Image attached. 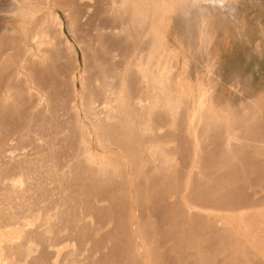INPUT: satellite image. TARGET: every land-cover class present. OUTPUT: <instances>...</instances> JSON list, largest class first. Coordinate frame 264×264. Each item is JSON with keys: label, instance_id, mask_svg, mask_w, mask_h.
<instances>
[{"label": "rangeland", "instance_id": "rangeland-1", "mask_svg": "<svg viewBox=\"0 0 264 264\" xmlns=\"http://www.w3.org/2000/svg\"><path fill=\"white\" fill-rule=\"evenodd\" d=\"M116 1L110 4L115 7L112 12L108 4L113 0H6L19 12L24 10L22 7L28 8L29 14L17 11L18 16L4 0L0 4V26L8 27L13 42L12 48L0 55L1 68L21 59L17 48L36 32L40 26L37 18L51 28L53 13L59 12L66 19L67 3H76V7L90 3L91 14L98 10L101 17L105 12L101 19L105 16L108 22L118 25V31L123 28V34H132L129 37L135 43L139 41V50L146 52L153 39L155 47L162 44L158 50L156 47V62L158 72L168 74L167 89L157 82L160 85L156 92H142L137 84L135 101L125 97L118 105L125 109L120 107L109 117L108 125L116 128L118 122L117 130L108 126L101 146L92 141L84 151L75 150L74 156L69 155L67 147L49 146L48 136L19 126L17 120L12 126L0 124V152L5 157L0 153V264H192L204 249L213 264H248L253 255L264 264V0H134L137 6ZM116 6L122 11L118 14L122 22L117 19L120 10ZM108 12L116 14L111 15L113 19L107 17ZM91 14L84 16L85 22ZM130 25L127 32L125 27ZM162 55L168 66L172 65L168 70ZM160 60H164L161 65ZM5 91L4 82L0 83V115L11 114L2 101ZM142 95L150 99L146 102ZM126 109L130 111L126 113ZM13 114L22 115V111ZM12 143L21 144L22 150L29 152V160L33 159L20 167L9 164L15 153ZM88 151L95 160L91 166L81 159ZM16 165L19 168L15 169ZM20 183L23 189L18 190ZM155 200L166 202L168 207H174L175 202L174 210L193 221L187 226L177 220L175 213L158 219ZM147 201L153 202L150 205ZM144 219L149 220V227ZM150 224L153 227L149 230ZM180 227L184 232L178 231ZM203 233L207 234L206 240ZM179 237L204 245L182 248ZM241 237L246 240L242 242Z\"/></svg>", "mask_w": 264, "mask_h": 264}, {"label": "bare ground", "instance_id": "bare-ground-1", "mask_svg": "<svg viewBox=\"0 0 264 264\" xmlns=\"http://www.w3.org/2000/svg\"><path fill=\"white\" fill-rule=\"evenodd\" d=\"M2 1L3 0H0V4L2 3ZM67 1H69V0H67ZM114 1L115 0H113V3L111 2L108 5L110 6V4H114ZM117 1H119V0H117ZM122 1L123 0H121L120 2L122 3ZM126 1H127V3H126ZM133 1L134 0L129 2L128 0H125L123 4L125 5V3L128 4V3H131ZM4 2H6V0H4ZM134 2H133V4L135 5V3H137V2H135V3ZM6 3H7V5H9L10 11L12 13L15 12V14L18 16L17 11L19 12V10H16L18 8H16L13 5L10 6L11 3H9V2H6ZM55 3H57V2H55ZM79 3H80V1H79ZM101 3L103 4V2H101ZM89 4L90 3H88L87 5H84L83 7H80V5L78 4V6L76 7V3L72 4V5L67 3L66 4L67 7L64 10V16L66 19H64L59 12L53 13L50 17V18H52L50 20H53V22H51L49 20L52 23L51 28H47L46 25L43 24V22H41V20H42L41 17L37 18L38 21H40L39 22L40 26L36 27V32L32 36H28L25 38L24 41L20 42L19 46L17 48L21 52V59L15 60L14 64L10 63L6 69L0 67V72L1 73L4 72V73H2V75L0 74V83L2 84L4 82L5 88L7 90L3 93V96H2L3 100L2 99L1 100L3 101V103H5V105H7L6 108L11 113V114H8V113L6 114V112H4V110L6 109L5 108L3 110L4 114L0 115V124H3L6 122L7 124L11 125L13 123L16 124L19 121V126L30 127V129H34L36 131L35 133H37V131H38L40 134H45L46 136H48L49 137V139H48L49 146H51V147L59 146V148L60 147H64V148L67 147L69 149V155H71V156L75 155L74 154L75 150L76 151H79V150L82 151L85 148V146H86V148H88L89 146H87V144L88 145L91 144L92 141H94L96 145H99V146L102 145V141H103L102 135L104 132H107V129H110V128H108V126L110 125V122L108 121V120H110L109 117L111 116L112 113L113 114L116 113L117 109L120 110L121 108H124L123 105L120 106L121 108L118 105L123 104V102H124L123 100H125V97L127 100H129L130 98L133 99L135 97L136 90L137 91L139 90V89H137V84H139L138 87L142 90V92L143 91L147 92L151 89L153 91H155L156 88H159L158 86L160 84L162 85V86L160 85V88L161 87H162V89L168 88V87H166L168 85V84L166 85V82L168 80L166 75L168 76V74L164 73V71L158 72V67H157L158 64L156 62L157 61L156 56L158 57V55H159L156 52H157L158 48L160 47V45H162V44H159V47L156 46L157 47V50H156L155 40L153 39L152 42L148 43V50L146 52L144 50H139V44H137V42L139 43V41H137L136 43L133 42L132 40L134 38H132L133 37L132 34H131L132 39H130L129 36H131V35L128 34L129 36H127V35L123 34L124 32L122 33V29H123L121 27L122 25H120V28H122L121 32H120V31H118V25L116 26V24L114 25L113 23L108 22L106 19H104V18H106L105 16L103 19H101V17L103 16V13H105V12H103L101 14V17H100V13H98V10H96L97 14H95V13H94V15L91 14V11L88 10V7L90 6ZM123 4L121 7H123ZM133 4L130 5V7L133 8ZM51 5H53V4H51ZM51 5L49 7H51ZM96 5H98V4H96ZM96 5H93V7ZM2 6H3V4H2ZM24 6H25V4H24ZM53 6H55V5H53ZM62 6H64V5H62ZM102 6H103V8L105 7L104 5H102ZM109 6L106 5V7L110 8L111 6L110 7ZM127 6L129 7V5H127ZM127 6L125 8H127ZM135 6H137V4ZM189 6H191V5H189ZM98 7H99V5H98ZM98 7H96V8L98 9ZM22 8H24V10L20 11L21 13L24 11L23 13L27 12L29 14L28 8H26V7H22ZM25 8L27 9V11H25ZM96 8H94V9H96ZM111 8L113 9L112 12H115L114 11L115 7L114 8L111 7ZM104 9L106 10V8H104ZM104 9H103V11H105ZM116 9L120 10L118 7ZM91 10H93V8ZM124 11L126 12V10H124ZM93 12H95V11H93ZM109 12H111L110 9H109ZM109 12H108V15L105 14V15H107V17L109 15L110 16L112 15V14H109ZM120 12H122V11L120 10L117 13V16H119V18L117 17L118 20L120 19V15H118ZM146 12L148 13V11H146ZM30 14H32V13H30ZM88 14H91L92 16L90 15L88 17L89 20L87 22H85V19H83V18H84V16H87ZM120 14H122V13H120ZM148 14H151V13L149 12ZM148 14H147V16H148ZM113 15H116V14H113ZM125 15H127V14H125ZM130 15H131V13H130ZM20 16H21V14H20ZM16 18H18V17H16ZM22 18H24V17H22ZM48 19H47V21H48ZM112 19H113V17H112ZM65 20L67 23L65 22ZM127 20H128V18H127ZM112 21L113 20H111V22ZM119 21H121V19ZM23 22H25V21H23ZM44 22H45V20H44ZM151 25L149 24V27H152ZM128 27H131V25L125 27V29H127ZM7 29H8V27L0 26V30H1V34H0V55L3 52H5L6 50L11 49L12 45H13L11 37L7 34V32H9V30H7ZM11 29H12V27H11ZM147 29H148V27H147ZM128 30H129V28L127 29V32H128ZM149 30H150V28H149ZM123 31H125V30H123ZM130 31H132V30H130ZM134 31H135V29H134ZM13 32H15V31H12V33ZM12 33L10 35H12ZM135 33H138V32H135ZM135 33H134V35H135ZM151 34L152 33H150V35ZM137 36H139V34ZM141 36H142V33H141ZM13 37H15V36H13ZM127 37L129 39H126ZM144 37H147V35L145 36V34H144ZM148 38H149V36H148ZM136 40H139V39L136 38ZM140 40L142 41V38ZM143 42H144V40H143ZM16 43H17V41H16ZM161 43H163V42H161ZM140 47H141V45H140ZM170 48H171V46H170ZM161 49L163 50V47H161ZM161 49H160V51H162ZM169 50L170 49H168V51ZM163 52L166 53L165 49L163 50ZM12 54H13V51H12ZM169 54H167V56ZM173 54H172V56H173ZM10 56H11V54H10ZM163 57H164L163 55L160 57L161 60L162 59L165 60L166 56L164 58ZM161 60L158 61V63H160V65L162 64L161 62L164 61V60L163 61H161ZM166 62H168V61L165 60L164 65L167 64ZM166 66H167V70L170 67H172V65L171 66L169 65L170 66L169 67L168 64ZM163 68H165V67H163ZM1 76H3V77L1 78ZM169 80H171V79H169ZM157 82H159L160 84L157 85L156 84ZM163 86H164V88H163ZM158 91H160V89L157 90V92ZM170 91H169V93H170ZM162 92H165L168 95V92H166V90H164V91L162 90ZM162 92L160 93V95L161 94L164 95V93H162ZM143 95L140 97H145ZM167 95L164 96V98L166 100H167V98H166ZM147 96L142 100L147 102V99H150ZM132 99H130V101ZM134 101H135V98H134ZM126 103H129V102L126 101ZM125 106H128V105H125ZM132 106H133V104H132ZM140 106H142V105H140ZM129 107H130V105H129ZM139 109H138V111L141 110V109L140 110ZM15 111H22V115H17L18 114L17 112H16L17 113L16 115L13 114V113H15ZM129 111H130V109H129ZM131 111H136V113H138L137 110H135V109L132 110V108H131ZM208 111H210V110H208ZM125 112L128 113L127 109ZM134 114H135V112H134ZM131 115H133V113ZM64 116H66V118H64ZM211 116H212V114H211ZM211 116H210V118H211ZM115 117H113V118H115V119L118 118L117 114H115ZM218 117H216V118H218ZM62 118L64 120H62ZM212 118H215V117L213 116ZM5 119H7V121ZM16 120H17V122H16ZM111 120H113V119L111 118ZM214 120H217V119H214ZM218 120L221 121L220 118H218ZM217 122L219 125V121H217ZM217 122L214 121V123H216V124H217ZM26 123H27V125H26ZM29 123H31V124H29ZM116 125H117L116 128H118V122H116ZM109 127L113 128V125H111ZM1 128L2 127H0V129ZM114 128H115V126H114ZM116 128H115V130H117ZM122 128H123V126H122ZM116 132L118 133V131H116ZM114 133H112V134H114ZM93 135H94V137H93ZM125 136H126V134H124L122 131V137H125ZM0 137H2V136H0ZM3 137H6V136L3 135ZM117 141H120V139ZM122 141H125V139L123 138ZM230 142H232V141H230ZM224 143H226V142H224ZM12 144H14V143H12ZM12 144H10V145L12 146ZM235 144H237V143H235ZM20 145L21 144L15 145V147H13V150L15 151V153L13 155H11L9 158L11 162L8 161L9 164H11V163L18 164L19 167H20V165H25L27 162H29L30 160L33 159L32 158L29 160V157H28L29 152H28V154L26 152H24L22 150L23 147ZM23 146H25V145H23ZM127 146H128V144H127ZM221 147H222V145H221ZM123 148H124V145H123ZM126 149H127V147H126ZM226 149H227V146H226ZM230 149H231V146H230ZM43 150H44V148H43ZM3 151H4V149H3ZM29 151H31V150H29ZM227 151L229 153L230 151H232V149L230 151L228 149ZM78 153H80V152H78ZM6 154H7V152H5V155ZM11 154H12V151H11ZM76 154H77V152H76ZM3 155L1 153L2 157H4ZM33 155H35V153ZM227 155H231V154H227ZM80 157H81V154H80ZM7 158H8V156H7ZM81 159L83 160V161L82 160L81 161L84 162L85 164H87V166H89L91 162H95L93 155H90L89 151H88V154L84 153L82 155ZM100 159L102 160V158H100ZM97 162H99V161L97 160ZM100 162H102V161H100ZM3 163L5 164V162H3ZM99 163H98V166L101 164V163L100 164ZM1 165H2V161H1ZM18 165H16L17 167L15 169L19 168ZM91 165H93V164H91ZM236 165H238V164H236ZM241 167H242V165H241ZM10 168H11V166H10ZM8 170H10V169H8ZM11 171L13 172V168H11ZM15 171H14V173H15ZM19 172L22 173L20 175H24V172H22L21 170ZM96 173H97V171H96ZM104 174H106V173H104ZM199 176H201V174H199ZM19 178H21V177L19 176ZM89 178H90V176H89ZM81 181H82V179H81ZM14 182L15 181H13V183ZM20 182H23V180H20ZM14 184H12V185H14ZM14 186L17 187V185H14ZM20 186H21V183H20L19 187H17L18 190H19V188L23 189V187L22 186L20 187ZM12 188H14V187H12ZM14 190H15V188H14ZM18 190H17V192H18ZM251 195H253V194H251ZM144 196L147 197L148 195L147 196L144 195ZM163 196L161 198L166 197V196H164V197ZM254 196L255 195H253V198H254ZM138 197H140V196L138 195L137 198ZM255 198H258L257 194H256ZM157 199H159V198L156 197V200ZM156 200L154 202L152 201L153 203H155V208L157 209V212H154L156 217L157 216H159V217L163 216L165 219H167L169 216H171L170 214L175 213L177 220L181 223H184V224L187 223L188 224L187 226H189V223L191 224V222L193 221V219L189 218L188 216H187L188 219L184 218L183 217L184 215H182L181 211H179V210L176 211L177 209L174 210L175 209L174 207L177 206V204H175V202H174V207L172 205H171V207H168L169 205L166 206L165 200H164L165 203H163V202L161 203L160 201H156ZM238 200H241V199H238ZM148 202L149 201H147V204H148ZM150 202H149V204L151 205L152 202L151 203ZM259 202H258V206H259ZM168 204H169V201H168ZM180 204H181V202L179 203V205ZM244 204H245V202H244ZM255 204H257V203H255ZM182 206L183 205H181L179 208H181ZM260 206H261V204H260ZM151 208H152V206H151ZM155 208H154V210H156ZM111 209H113V207ZM145 209H148V208H145ZM183 214H184V212H183ZM111 215L112 214H110V216ZM145 215H147V214H145ZM147 216L148 217H146V218L150 217L149 220L151 223V221H152L151 216H149V215H147ZM159 217H157V218L159 219ZM157 218L155 219L156 221H158ZM177 220L174 219V221H177ZM205 220H206V218H205ZM144 221L147 223V226H148L149 222L146 221L145 219H144ZM152 223H153V221H152ZM141 224H143V223L140 222L139 225H141ZM160 224L161 223H159L158 225L160 226ZM136 225H138V221H137ZM143 225L146 228L145 223ZM257 225H258V222H257ZM150 226H151V224H150ZM139 227L140 226H137L136 228L139 230ZM144 227L142 226L143 229H145ZM152 227H153V224L148 229L150 230ZM190 229H188V230H190ZM114 231H115V229H114ZM178 231L184 232V228L180 227ZM186 231L187 230L185 229V232ZM196 232H198V231H196ZM118 236H119V234H118ZM132 236H133V234H132ZM181 236H182V234H181ZM202 237L204 240H206L207 234L203 233ZM241 238H242V242H243V239L246 240V238H243V237H241ZM163 239H166V237ZM170 239H171V237H170ZM260 240L262 241L263 239L261 238ZM19 241H21V240H19ZM177 241H178V245L182 248L186 247V246H200V247H202L204 245L202 243H195V242H190V241L187 242V240H184V238H182V237L181 238L179 237V240H177ZM113 242H114V240H113ZM213 243H214V241H213ZM171 244H170V246H171ZM5 245H11V244L5 243ZM159 245H161V244H159ZM167 246H169V245H167ZM207 246L208 245L205 243V248H207ZM166 247H164V248H166ZM246 247H247V245H246ZM172 248L173 247H171V249ZM155 249H156V247H155ZM178 249L180 250V248H178ZM255 250H256V248H255ZM98 251H99V249H98ZM219 251L221 252V248H219ZM249 251H252V249ZM156 252H157V250H156ZM194 252H195V250H194ZM207 252L208 251L205 249L202 250L201 252L199 251L197 258L195 259V261L192 262V264H202V263L203 264H213L206 257L205 254ZM257 252H258L257 254H259V251H257ZM254 253H256V252H254ZM192 254H194V253L192 252ZM231 254L237 255V253L235 251H232ZM248 255H249V253H248ZM257 258H259V257H257ZM257 258H254V255H253L252 257H250L247 260V263L248 264H261L257 260ZM164 262H165V260H164ZM152 263H155V261H152ZM217 264H219V263H217ZM220 264H224V263H220ZM231 264H235V263H231Z\"/></svg>", "mask_w": 264, "mask_h": 264}]
</instances>
